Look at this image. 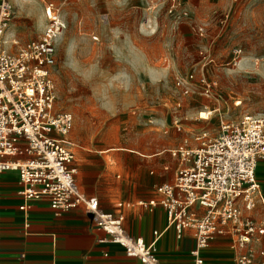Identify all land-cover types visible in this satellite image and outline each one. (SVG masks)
<instances>
[{
    "label": "rangeland",
    "instance_id": "374dc122",
    "mask_svg": "<svg viewBox=\"0 0 264 264\" xmlns=\"http://www.w3.org/2000/svg\"><path fill=\"white\" fill-rule=\"evenodd\" d=\"M8 1L9 51L39 39L45 5L59 8L65 27L55 42L54 109L73 115L75 154L97 166L104 154L116 183L165 165L175 178L180 155L170 152L185 140L194 145V134H216L221 121L264 114V0H179L174 14L166 0ZM190 74L197 87L183 96L178 81ZM201 79L215 84L211 96ZM256 175L264 197V160ZM80 176L78 166L82 190ZM243 214L259 218L264 210L257 201Z\"/></svg>",
    "mask_w": 264,
    "mask_h": 264
},
{
    "label": "built area",
    "instance_id": "2783aa9c",
    "mask_svg": "<svg viewBox=\"0 0 264 264\" xmlns=\"http://www.w3.org/2000/svg\"><path fill=\"white\" fill-rule=\"evenodd\" d=\"M166 1L168 13L174 14L179 0ZM44 16L47 23L39 39L19 46L13 42L16 48L9 51L4 37L13 6L0 0V173H17L19 210L25 213L38 201L55 212L82 207L106 237L99 242L107 239L142 264H204L202 252L219 236L231 238L236 264H264V219L243 214V209L255 210L257 201L264 210L256 175L258 163L264 160V114L221 121L216 134L198 132L192 136L194 145L185 140L184 146L170 152L180 155V165L173 182L157 186L159 205L165 209L167 228L178 237L183 230H193L195 247L187 263L162 262L155 247L161 233L155 232L149 244L131 237L121 214L102 211L97 198L84 195L76 184L75 144L69 139L74 118L54 109L55 42L65 26L52 3L45 5ZM241 53L239 48L233 50L235 58ZM191 80L193 74L179 79L183 96L197 87ZM200 84L204 95L211 96L215 84L204 79ZM255 246L257 251L252 249Z\"/></svg>",
    "mask_w": 264,
    "mask_h": 264
},
{
    "label": "crops",
    "instance_id": "0c3cea01",
    "mask_svg": "<svg viewBox=\"0 0 264 264\" xmlns=\"http://www.w3.org/2000/svg\"><path fill=\"white\" fill-rule=\"evenodd\" d=\"M103 155L100 154L103 164L97 166L86 153L75 154L77 172L78 166L81 170L80 192L97 198L102 211L121 214L123 227L131 237L149 244L155 232L161 233L155 247L162 262H189L195 247L193 230H183L178 237L173 228H167L165 209L159 205L160 195L156 191L157 186L173 182L169 166H163L156 173L144 171L137 180L116 183L110 178L112 166ZM19 191L17 173L1 172L0 264H142L127 257L107 239L99 242L106 237L95 228L82 207L55 212L46 202L38 201L31 203L24 213L19 210L22 203ZM126 194L130 196L128 200H125ZM151 201L157 205L150 207ZM255 219H264V214ZM230 245L229 236L216 237L202 252L204 264H236Z\"/></svg>",
    "mask_w": 264,
    "mask_h": 264
},
{
    "label": "bare ground",
    "instance_id": "6f19581e",
    "mask_svg": "<svg viewBox=\"0 0 264 264\" xmlns=\"http://www.w3.org/2000/svg\"><path fill=\"white\" fill-rule=\"evenodd\" d=\"M59 36H60V35H59ZM59 36H58V38H59ZM58 38H57V40H58ZM208 115H209V114H207V113H201V114H200V118L203 119V120H207V119H208Z\"/></svg>",
    "mask_w": 264,
    "mask_h": 264
}]
</instances>
